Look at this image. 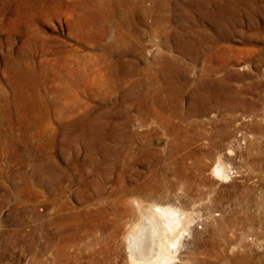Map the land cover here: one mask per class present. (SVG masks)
<instances>
[{
	"label": "rangeland",
	"instance_id": "obj_1",
	"mask_svg": "<svg viewBox=\"0 0 264 264\" xmlns=\"http://www.w3.org/2000/svg\"><path fill=\"white\" fill-rule=\"evenodd\" d=\"M121 1L0 0V264H131L138 202L193 215L175 264H264V0Z\"/></svg>",
	"mask_w": 264,
	"mask_h": 264
},
{
	"label": "bare ground",
	"instance_id": "obj_2",
	"mask_svg": "<svg viewBox=\"0 0 264 264\" xmlns=\"http://www.w3.org/2000/svg\"><path fill=\"white\" fill-rule=\"evenodd\" d=\"M198 2H199L198 0H192L193 7L196 10L199 8V5H200ZM201 2H203V1H201ZM118 6H124V7L132 8V7L137 6V1L136 0H125V1L123 0V1H121V4H119ZM204 18H205V16H204ZM192 38L193 39L191 42V50H192V53H195V54H198V52H199L198 47H199V49L200 48L204 49L205 45L208 42H210V40L206 41L207 39H209L206 36L204 38H207V39L204 42L203 36H202V38L198 37L194 31H193ZM214 73H215V71H214ZM208 74H210V73H208ZM202 76H203V79H201V80H202L205 87L210 86V85H212V86L216 85V83L213 82V80L209 81V80L204 78V76H206L205 73L202 74ZM210 80H211V78H210ZM220 91H221V89L219 87L218 91H214L212 94H210L211 95L210 99H212L213 101H215L217 103L218 102L222 103V100H221L222 94ZM236 103H238V102L237 101L236 102H229L228 100H226L225 102L222 103V105H224L225 107L226 106L230 107L232 105L237 106ZM51 170H53V169H51ZM51 170L49 171L50 180L56 181L57 177L54 176V173ZM214 172L219 177L225 178L228 176L227 169L224 166V164L221 162L218 163ZM58 205H60V204H58ZM61 205H64V203ZM142 205L139 202L137 203V210L139 212L140 218H139V220H137V222H135L132 225L131 230L125 236L127 244H128L129 260H130L131 264H175V262L178 258L176 253L179 250V246L181 244V239H182L184 233L190 230L191 224L194 222L193 215L189 212H186L182 208H178V207L170 205V204L169 205H165V204L154 205L150 208H146L145 206L143 207ZM58 209H60V208H58ZM60 234H61V232H60ZM66 241H68V240H66ZM60 245H62V244H60Z\"/></svg>",
	"mask_w": 264,
	"mask_h": 264
}]
</instances>
